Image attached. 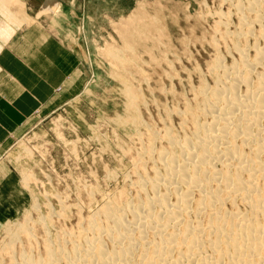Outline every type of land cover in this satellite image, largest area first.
<instances>
[{"label": "rangeland", "instance_id": "374dc122", "mask_svg": "<svg viewBox=\"0 0 264 264\" xmlns=\"http://www.w3.org/2000/svg\"><path fill=\"white\" fill-rule=\"evenodd\" d=\"M60 1L61 20L55 15L38 25L67 44L77 68L54 110L35 112L0 151V264H17L21 255L38 261L47 249H84L86 226L103 206L142 201L136 183L158 167L165 131L191 135L185 111L197 110L198 89L212 86L215 58L237 63L235 45L249 54L261 44L258 29L264 32V20L252 25L243 11L251 33L233 35V5L245 0ZM2 3L0 46L12 33L17 4ZM243 208L236 202L223 210Z\"/></svg>", "mask_w": 264, "mask_h": 264}, {"label": "bare ground", "instance_id": "6f19581e", "mask_svg": "<svg viewBox=\"0 0 264 264\" xmlns=\"http://www.w3.org/2000/svg\"><path fill=\"white\" fill-rule=\"evenodd\" d=\"M263 5L234 3V36L259 27ZM258 35L261 44L249 54L235 45L237 63L215 58L212 86L200 87L198 109L185 111L189 138L164 130L167 148L156 153L158 167L150 180L136 183L142 201L125 209L103 206L86 226L84 249L59 255L47 249L44 259L21 255L17 264H264V32ZM236 202L243 213L223 210Z\"/></svg>", "mask_w": 264, "mask_h": 264}, {"label": "crops", "instance_id": "0c3cea01", "mask_svg": "<svg viewBox=\"0 0 264 264\" xmlns=\"http://www.w3.org/2000/svg\"><path fill=\"white\" fill-rule=\"evenodd\" d=\"M0 17L7 18L1 6ZM12 33L0 46V151L35 112L47 114L59 104L77 57L58 37L42 31L41 19L62 18L60 0H15ZM25 6V8H23ZM27 6V7H26ZM62 12V13H61ZM60 88L62 95L55 90Z\"/></svg>", "mask_w": 264, "mask_h": 264}]
</instances>
